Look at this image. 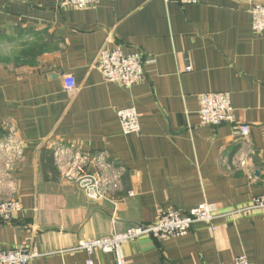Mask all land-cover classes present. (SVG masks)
<instances>
[{"label":"crops","instance_id":"crops-1","mask_svg":"<svg viewBox=\"0 0 264 264\" xmlns=\"http://www.w3.org/2000/svg\"><path fill=\"white\" fill-rule=\"evenodd\" d=\"M197 1L100 0L77 10L63 0H0V148L13 130L24 145L13 171L0 156V203L22 205L12 221L0 219V252L26 247L39 255L33 264H88L84 241L153 225L162 212L208 203L225 214L264 195V33L252 29V0ZM115 46L148 62L131 88L97 70L99 52ZM220 92L249 126L248 144L236 127L202 125L200 95ZM125 108L138 112L139 135L123 134ZM55 142L108 156L121 177L110 201H90L61 178ZM215 225L131 241L126 261L264 264V211ZM92 262L116 264L103 253Z\"/></svg>","mask_w":264,"mask_h":264},{"label":"built area","instance_id":"built-area-1","mask_svg":"<svg viewBox=\"0 0 264 264\" xmlns=\"http://www.w3.org/2000/svg\"><path fill=\"white\" fill-rule=\"evenodd\" d=\"M167 2L169 0H166ZM100 0H63V6L77 10L89 9L97 5ZM182 5L197 4V0H179ZM252 29L257 34L264 33V0H252ZM145 61L141 53L125 54L120 47L104 48L99 52L96 64L97 70L103 75L107 83L119 84L131 88L140 83L145 74ZM187 72L192 67L186 68ZM64 88L67 92L76 90L75 78L71 75L64 77ZM118 118L124 135H139L141 125L139 114L134 108L118 111ZM199 115L204 126L220 127L233 126L238 129L241 139L248 144L249 126L237 123L234 114L232 98L228 93H206L199 97ZM12 134L14 136H12ZM11 136L0 148V156L8 171H13L15 164L24 152L23 143ZM54 165L62 179L76 186L90 201L103 203L110 201L112 193L120 189L121 177L109 162L108 156L83 152L64 142H55L52 146ZM134 192L130 194L133 196ZM22 211V205L17 200L0 203V219L10 222ZM264 211V195L257 196L245 207L232 209L220 214L218 209L208 203H203L183 214L177 210L162 212L153 225H135L123 232L114 233L104 239L82 242L78 250L85 251L93 264L92 257L97 253L114 254L116 264H128L124 254V246L142 237H152L157 241H167L188 235L195 224L205 223L216 230V221L223 217L247 216L253 212ZM39 257L36 252L26 247L0 252V264H33ZM229 264H250L246 256L237 258Z\"/></svg>","mask_w":264,"mask_h":264}]
</instances>
